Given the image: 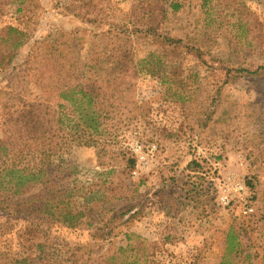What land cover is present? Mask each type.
<instances>
[{"label": "rangeland", "instance_id": "374dc122", "mask_svg": "<svg viewBox=\"0 0 264 264\" xmlns=\"http://www.w3.org/2000/svg\"><path fill=\"white\" fill-rule=\"evenodd\" d=\"M7 25L26 30V42L0 70L1 91L35 94L21 75L36 41L57 47L79 71L98 68L100 88L108 62L131 53L107 126L135 165L104 174L116 160L91 147L54 156L61 186L96 181L101 189L110 180L120 197L107 207L128 210L107 226L95 215L67 227L10 205L0 211V264H95L125 245L126 234L148 241L156 264L189 263L198 253L197 264H262L264 0H0V31ZM191 159L198 172L187 167ZM225 193L228 204L220 202ZM247 204L253 211L245 214ZM229 228L240 242L236 258L222 257Z\"/></svg>", "mask_w": 264, "mask_h": 264}, {"label": "trees", "instance_id": "16d2710c", "mask_svg": "<svg viewBox=\"0 0 264 264\" xmlns=\"http://www.w3.org/2000/svg\"><path fill=\"white\" fill-rule=\"evenodd\" d=\"M237 19L238 28L248 35L249 27L245 21ZM161 39L163 42H174L168 36ZM25 42L26 30L14 25L1 29L0 70L12 64L17 50ZM63 55L65 53L58 51L54 45L49 47L44 45V40L36 41L23 62L25 68L21 75L22 79L37 88L35 94L0 90V211L15 205L17 212L22 209L26 215H43L67 227L76 226L81 219L105 216L106 219L100 222L107 226L120 213L125 214L128 210L118 211L116 215L113 208L107 207L120 197L115 195L114 183L103 180L101 189H96V181L80 190H74L71 183L61 186L63 178L62 175H55L53 157L66 152L71 146L91 147L107 160H116L104 174L117 168L119 173L127 174L134 167V158L126 156L121 146L114 147L116 143L107 126V121L113 116L110 107L122 94L119 77L127 72L124 61L132 55L124 49L115 55L123 58L122 61L115 59L108 62L104 69L107 78L102 89L93 78L98 68L79 71L74 63H65L67 59ZM235 71L254 72L243 66L236 67ZM148 72L154 74V71ZM23 90L26 91L25 88ZM187 167L196 172L200 170L196 159H191ZM60 170L62 174H67L64 172L66 168ZM100 190L102 193L99 194ZM133 214L127 218L131 219ZM148 245L150 243L145 239L126 234L125 245L95 264H156ZM239 245L237 232L229 228L225 232L222 257L232 255L236 258L240 253ZM200 257L201 253H198L195 260L185 264H197ZM12 261L19 264L27 260ZM261 261L264 264V248Z\"/></svg>", "mask_w": 264, "mask_h": 264}, {"label": "built area", "instance_id": "2783aa9c", "mask_svg": "<svg viewBox=\"0 0 264 264\" xmlns=\"http://www.w3.org/2000/svg\"><path fill=\"white\" fill-rule=\"evenodd\" d=\"M233 189L236 192H239L241 190H243V186L240 183H236V185L233 187ZM220 202H222V204H228L230 202V199L228 198V194H222L220 196ZM246 204V203H245ZM253 211V208L251 207L250 204H247L244 208H243V213L247 214Z\"/></svg>", "mask_w": 264, "mask_h": 264}]
</instances>
